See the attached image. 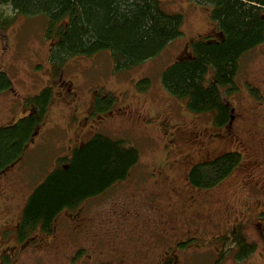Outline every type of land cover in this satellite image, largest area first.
<instances>
[{"label":"rangeland","instance_id":"1","mask_svg":"<svg viewBox=\"0 0 264 264\" xmlns=\"http://www.w3.org/2000/svg\"><path fill=\"white\" fill-rule=\"evenodd\" d=\"M160 1L166 12L185 17L184 37L134 70L113 71L110 54L102 53L70 59L55 76L42 17H21L0 34V72L12 84L0 94V128L31 115L30 99L42 90L53 91L23 156L0 174V264H162L171 258L172 264H264V43L242 58L237 91L229 97L232 122L214 127L212 117L168 94L161 75L191 57L195 41L221 31L208 8ZM109 95L114 109L97 110L95 100L103 108ZM96 132L136 147L138 166L106 195L65 210L52 234L38 227L22 242L18 232L31 194L59 158ZM229 152L242 161L221 184L198 189L189 183L192 167ZM236 228L257 246L242 263L236 250L223 254L230 247L223 238Z\"/></svg>","mask_w":264,"mask_h":264},{"label":"trees","instance_id":"2","mask_svg":"<svg viewBox=\"0 0 264 264\" xmlns=\"http://www.w3.org/2000/svg\"><path fill=\"white\" fill-rule=\"evenodd\" d=\"M186 1L208 8L222 35L195 41L191 57L170 65L161 75V84L168 94L186 101L194 113L212 117L214 127H225L235 112L229 97L237 91L242 58L264 43V0ZM21 17L44 18V38L51 44L49 62L58 71L55 76L70 59L102 53L110 54L113 71L134 70L157 59L173 41L184 37L181 28L185 17L166 12L160 0H0V34ZM146 82L147 77L140 84ZM11 87L9 76L0 72V94ZM113 96L104 98L103 108L95 100V108L110 112L115 105L111 104ZM52 97L53 91L45 88L30 99L34 104L31 115L0 128V174L23 156ZM241 161L238 152L223 154L194 166L188 181L198 189L217 187ZM139 162L136 147L96 132L70 157L59 158L58 167L31 194L20 222L19 239L23 242L38 227L52 234L55 220L65 210L75 211L86 201L106 195L117 183L126 181ZM223 239L224 246H230L223 254L236 250L238 263L257 251L240 228L229 231ZM172 263L171 258L162 264Z\"/></svg>","mask_w":264,"mask_h":264},{"label":"flooded vegetation","instance_id":"3","mask_svg":"<svg viewBox=\"0 0 264 264\" xmlns=\"http://www.w3.org/2000/svg\"><path fill=\"white\" fill-rule=\"evenodd\" d=\"M155 196H158V195H155ZM159 198H160V196H158ZM160 200H161V198H160ZM155 230H157V229H155ZM155 234H157V233H155Z\"/></svg>","mask_w":264,"mask_h":264}]
</instances>
